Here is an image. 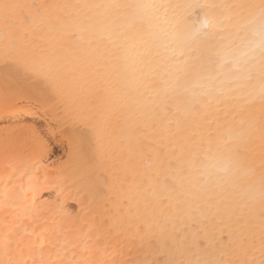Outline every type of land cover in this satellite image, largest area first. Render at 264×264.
<instances>
[{"label":"bare ground","instance_id":"1","mask_svg":"<svg viewBox=\"0 0 264 264\" xmlns=\"http://www.w3.org/2000/svg\"><path fill=\"white\" fill-rule=\"evenodd\" d=\"M0 264H264V0H0Z\"/></svg>","mask_w":264,"mask_h":264}]
</instances>
